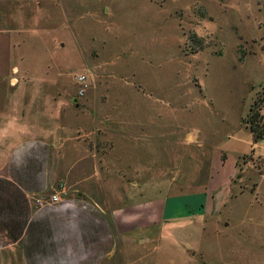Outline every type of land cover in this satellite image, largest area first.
<instances>
[{
    "label": "rangeland",
    "instance_id": "374dc122",
    "mask_svg": "<svg viewBox=\"0 0 264 264\" xmlns=\"http://www.w3.org/2000/svg\"><path fill=\"white\" fill-rule=\"evenodd\" d=\"M9 38L26 44L7 53ZM59 42L62 46L52 48ZM0 43V73L6 78L13 61L35 82L45 81L43 105L59 109L51 123L63 132L79 127L86 137L142 129L136 150L122 145L121 153L145 164L151 184L175 175L185 191L202 192L216 169L209 151L247 154L237 162L240 168L248 163L235 180L246 182L248 190L220 214L228 226L210 222L199 232L184 226L174 235L205 258L264 264V137L253 145L245 121L254 101L264 107L259 0H0ZM81 74L87 88L78 97ZM188 134L208 140L210 147L202 151L184 143ZM97 182L89 188L98 204L118 207L120 202L105 201L106 188ZM113 183L114 193L121 191L119 180ZM61 186L69 189L64 179ZM168 189L173 194L178 187ZM133 253H141L145 264H180L183 258L167 242L141 244ZM8 263L19 264L17 251ZM103 264H127L122 246Z\"/></svg>",
    "mask_w": 264,
    "mask_h": 264
},
{
    "label": "crops",
    "instance_id": "0c3cea01",
    "mask_svg": "<svg viewBox=\"0 0 264 264\" xmlns=\"http://www.w3.org/2000/svg\"><path fill=\"white\" fill-rule=\"evenodd\" d=\"M22 44L26 41L9 38L7 53ZM0 81L5 83L0 86V264H10L12 251H17L19 264H103L117 245L122 246L127 264H145L141 253L132 252L141 244L162 242L177 246L183 256L180 264H226L205 258L201 250L176 238L174 230L194 226L199 232L210 222L228 226L220 214L227 202L248 190L246 182L235 180L241 179L248 163L240 168L237 162L247 154L228 157L222 149L209 151L216 169H211L202 192L185 191L175 175L165 184H151L145 164L131 154L145 136L142 129L125 127L118 136L104 131L85 137L79 127L75 133L63 132L59 123H51L59 109L43 105L42 91L49 86L45 81L35 82L33 74L13 61L6 78L0 73ZM183 139L202 151L210 147L208 140L195 134ZM95 140L102 147H96ZM122 145L131 152L128 156L121 153ZM61 179L68 190L59 189ZM115 179L122 187L116 193ZM93 180L106 188L107 203L120 205L101 207L93 198L98 194L89 188ZM80 186L83 189L76 188ZM172 186L178 187L176 193L169 191ZM71 187L76 188L74 193ZM55 193L58 200L53 202L50 196Z\"/></svg>",
    "mask_w": 264,
    "mask_h": 264
},
{
    "label": "trees",
    "instance_id": "16d2710c",
    "mask_svg": "<svg viewBox=\"0 0 264 264\" xmlns=\"http://www.w3.org/2000/svg\"><path fill=\"white\" fill-rule=\"evenodd\" d=\"M259 3L264 10V0H259ZM245 121L252 133L253 142H257L264 137V118L260 113V105L257 100L250 105L249 114Z\"/></svg>",
    "mask_w": 264,
    "mask_h": 264
},
{
    "label": "built area",
    "instance_id": "2783aa9c",
    "mask_svg": "<svg viewBox=\"0 0 264 264\" xmlns=\"http://www.w3.org/2000/svg\"><path fill=\"white\" fill-rule=\"evenodd\" d=\"M12 81H14V79H12ZM76 81L78 83V88H77V91H76V94L78 97H81L84 95L85 91H86V88H87V82H86V77L85 75H78L76 77ZM62 186L59 187L60 190H62ZM50 200L55 202L58 200V194L55 193V194H51L50 196Z\"/></svg>",
    "mask_w": 264,
    "mask_h": 264
}]
</instances>
